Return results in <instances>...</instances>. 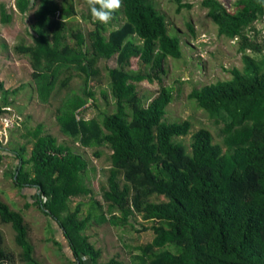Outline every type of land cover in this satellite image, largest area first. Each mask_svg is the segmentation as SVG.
<instances>
[{"label":"trees","instance_id":"1","mask_svg":"<svg viewBox=\"0 0 264 264\" xmlns=\"http://www.w3.org/2000/svg\"><path fill=\"white\" fill-rule=\"evenodd\" d=\"M173 1L177 13L194 7L185 0ZM16 6L23 15L36 8L29 29L34 42H19L14 49L30 57L41 101L50 102L62 75L63 88L74 75L82 79L81 93L58 107L62 134L82 148L106 147L112 152L101 201L92 197L89 212L82 216L83 203L70 207L73 198L92 194L86 183L88 164L81 154L45 133L43 124L19 150H0L17 162L14 186L35 190V205L61 229L72 263L86 264L87 258L90 264H121L114 259L100 263L101 249L85 230L94 218L126 227L139 216L151 223L141 230L151 229L154 236L138 246L140 253L132 255L131 264H264V54L248 52L264 51L249 34L257 32L264 6L258 0H238L232 13L219 0L201 2L221 36L241 40L245 68H235L231 80L189 95L211 119L225 125L222 143L201 128L193 134L190 148L178 139L190 135L192 123L165 120L173 89L161 86L147 105L137 91L136 83H161L165 59L184 54L182 39L169 34L166 19L152 0H123L124 23L116 28L112 25L119 22V11L107 25L82 12V21L94 26L87 35L68 28L79 15L74 0H17ZM0 14L2 23L10 22L6 5H1ZM113 56L117 66L108 74L115 110L85 119L83 109L96 104L97 64ZM132 58L138 59V71L131 68ZM0 90L1 115L4 107L13 105L9 97L18 89L4 90L0 84ZM0 221L12 226L21 262L37 264L23 211L0 200ZM3 245L0 229V264H13V255Z\"/></svg>","mask_w":264,"mask_h":264},{"label":"rangeland","instance_id":"2","mask_svg":"<svg viewBox=\"0 0 264 264\" xmlns=\"http://www.w3.org/2000/svg\"><path fill=\"white\" fill-rule=\"evenodd\" d=\"M60 1V0H58ZM78 17L72 19L68 28L77 33L79 30L87 35L94 28L91 21H82V12L89 15L90 9L86 0H74ZM159 12L165 17L168 32L171 36L182 39L184 54L181 58L171 56L165 59L164 73L160 74L162 82L153 83L143 81L136 83L137 91L146 105L157 95L161 86L173 89V100L167 108L165 120L167 122L190 121L193 125L187 137L179 138L188 148L192 143L193 134L201 128L208 129L214 142L222 143L224 140V123L211 119L208 114L189 98L194 89L206 85L227 81L233 78L235 68H245L244 53L240 50L241 40L230 39L219 34V28L207 16V10L201 7L203 0H185L192 4L191 10L185 9L177 13L173 0H152ZM232 13L237 11L238 0H219ZM7 6V14L11 17L7 24L2 23L0 14V84L4 90H17L16 95H10L13 105L4 107V114L0 115V150H19L23 143L33 139L36 128L43 124L44 132L55 136L63 146L71 148L81 154L88 164L86 183L92 194L85 197L73 198L70 207L73 209L78 203H83L81 215L85 216L90 210L91 198L101 201V190L106 184L107 172L111 167L110 149H85L65 137L57 123V110L67 97L81 93L82 79L74 75L67 87H62L65 75H62L57 88L49 103H44L38 96L37 85L33 78L31 59L25 54L18 53L14 46L19 42L32 44L34 38L29 34L30 27L35 23V9L31 8L23 15L17 10V0H0L1 5ZM92 18V17H91ZM119 22L113 24L116 28L124 23V16L119 10ZM90 20V18H88ZM95 21L94 19H92ZM194 27L192 32L190 26ZM252 31V32H251ZM250 35L264 47V18L256 23V31L251 30ZM250 54L261 57V54ZM117 66L116 56L100 59L97 64L99 70V84L93 88L95 93V106L89 104L82 112V117L91 119L99 117L100 113H113L114 100L111 96L108 70ZM131 68L138 71V59L132 58ZM67 76V75H66ZM61 81V82H60ZM107 95V99L104 98ZM2 91L0 90V107ZM32 151L29 145L27 157ZM0 200L8 203L10 207L20 209L26 216L29 225L30 238L35 245L37 264H74L71 250L61 229L54 220L41 208L35 205L37 194L35 190H20L14 186L12 175L15 173L17 162L13 155L5 151L0 153ZM162 199V198H161ZM153 201L157 199L153 198ZM29 203L30 208H25ZM132 220V219H131ZM126 227L111 224L105 219L94 218L85 230L89 240L100 248L102 256L100 263H107L114 259L121 264H131L132 255L139 254L138 246L150 242L154 233L151 229L141 230L142 225L149 226L150 222L137 221ZM0 229L4 235V248L14 257L13 264H26L20 260L21 248L15 243L14 230L10 224L0 221ZM56 238V239H55ZM61 243V246L54 242ZM86 264L90 261L85 258Z\"/></svg>","mask_w":264,"mask_h":264},{"label":"clouds","instance_id":"3","mask_svg":"<svg viewBox=\"0 0 264 264\" xmlns=\"http://www.w3.org/2000/svg\"><path fill=\"white\" fill-rule=\"evenodd\" d=\"M264 6V0H258ZM92 18L104 25L109 24L123 6V0H86ZM82 259H84L82 257Z\"/></svg>","mask_w":264,"mask_h":264}]
</instances>
